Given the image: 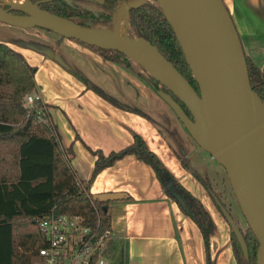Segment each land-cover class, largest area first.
Listing matches in <instances>:
<instances>
[{"label": "trees", "instance_id": "1", "mask_svg": "<svg viewBox=\"0 0 264 264\" xmlns=\"http://www.w3.org/2000/svg\"><path fill=\"white\" fill-rule=\"evenodd\" d=\"M28 1L36 3L39 8L49 13L80 25L85 24L76 19L100 21L110 18L109 13L100 11L95 14L66 0ZM120 1L132 0H103L98 5L107 11H113ZM0 5L8 12L20 13L7 4ZM126 21L129 32L135 38L141 37L156 46L158 52L199 94L200 86L185 63L175 35L156 1L142 0L140 4L129 7ZM77 42L108 61L131 67L132 62L115 50ZM244 58L249 87L264 104V64L259 68L245 55ZM35 71L36 66L28 65L14 49L0 41V264H31L35 260L37 249L44 245L35 220L51 211L55 214L80 215L84 223L96 231L109 227V201L93 200L89 185L101 169L127 154L134 155L137 160L151 168L164 194L196 225L203 242L205 264H212L208 249L212 229L209 214L201 202L173 177L140 136L134 134L131 143L107 154H103L99 149H88L94 156L91 173L85 181L75 177L68 166L72 155L71 148L59 146L46 105L39 98L31 104L25 100L27 94L37 93L33 78ZM69 72L80 80L86 89L93 91L111 105L142 114L138 109L118 101L86 77L72 70ZM143 72L136 73L151 90L155 93L161 91L170 96L189 116L184 106L169 90L145 70ZM178 161L183 169L188 170L185 157L178 156ZM192 175L207 191L219 212L224 209L230 216L207 179L196 173ZM177 198L182 201V205ZM238 229L244 251L229 228L230 246L235 263L255 264L258 243L247 225L244 229L240 227ZM110 243L109 240L105 255L110 252Z\"/></svg>", "mask_w": 264, "mask_h": 264}, {"label": "crops", "instance_id": "2", "mask_svg": "<svg viewBox=\"0 0 264 264\" xmlns=\"http://www.w3.org/2000/svg\"><path fill=\"white\" fill-rule=\"evenodd\" d=\"M222 2L232 19L244 55L252 64L262 67L264 0ZM82 48L92 52L85 46ZM17 51L28 59L25 51ZM99 58L97 60L102 61L101 66L106 70L99 72L97 78L106 84H99L92 74L84 77L142 114L111 105L75 83L72 77L67 79L63 69L53 67L56 69L53 72L66 78L70 84L60 93L56 89L43 92L38 87L36 91L46 105L59 146L71 148L70 170L78 180L85 181L94 161L88 149H99L107 154L131 143L134 134L140 136L173 177L201 202L207 213L212 211L208 213L212 220L208 248L211 263L236 264L225 219L207 191L174 158L182 145L179 138L182 127L178 119L157 93L137 80L139 76L133 73L134 67ZM36 77L37 72L34 82ZM89 192L124 194L123 198L108 203L111 249L105 255L104 264H205L198 228L164 194L151 168L134 155L127 154L101 169L89 185Z\"/></svg>", "mask_w": 264, "mask_h": 264}, {"label": "water", "instance_id": "3", "mask_svg": "<svg viewBox=\"0 0 264 264\" xmlns=\"http://www.w3.org/2000/svg\"><path fill=\"white\" fill-rule=\"evenodd\" d=\"M155 1L175 35L192 76L203 83L206 101L156 46L141 37L127 39L118 33L120 13L127 15L128 8L140 4L141 0L122 1L111 29L80 25L28 0L3 3L19 14L8 12L0 5V21L21 28L49 30L68 39L115 50L156 78L189 116L170 96L158 91V97L169 106L192 140L224 169L239 211L258 243L255 264H264V104L249 87L244 53L232 19L222 0ZM43 54L68 69L57 55L48 51ZM123 197L121 192L92 194V199L99 201ZM221 214L244 251L236 223L224 209Z\"/></svg>", "mask_w": 264, "mask_h": 264}, {"label": "rangeland", "instance_id": "4", "mask_svg": "<svg viewBox=\"0 0 264 264\" xmlns=\"http://www.w3.org/2000/svg\"><path fill=\"white\" fill-rule=\"evenodd\" d=\"M66 1L70 4H75L81 9H88L95 14L100 11L104 13H109L110 18L100 21H93L89 19H76V21L82 22L83 24H85V26L100 29H111L114 18L117 14V10L121 4L120 1L118 2L117 6L113 11H107L104 8L100 7L97 3L88 0ZM1 3L3 2L0 0V4ZM122 36L126 37L127 39L135 38L132 33L129 32L128 25H126V27L124 28ZM0 41L6 43L9 47L14 50L17 47V50L25 51L28 54V59H26L25 57V60L22 55L21 58L26 63H32V65L36 66L35 73L37 72V77L35 85L40 91L42 90L43 92L49 93L56 89L58 93H60L63 88L70 84L67 80L68 78H73L75 83L83 85L80 80L75 78V76L71 72H69V70L75 71L76 73L82 76H86V74H92L94 78L98 80L99 84H106L104 83V81L99 79V77L97 78V74L99 72L106 70L105 67L101 66L102 61L97 60L100 59L98 54L94 55L95 53L93 50H90L93 53L89 51H84L82 47L85 45L73 39H68L49 30L37 27L21 28L0 21ZM17 50L15 51L19 54ZM42 51H48L54 55H57V57H59V59L62 60L63 63L68 67V69L63 68L61 65H58L52 58L43 54ZM53 67L63 69V71L66 72L67 79L53 72L56 70ZM74 67L78 68V70L74 69ZM131 67H134L135 70L133 71V73L136 76L137 71L144 73L143 70H141L139 66L135 65L134 63H131ZM193 77L198 82L200 86V92L204 95L206 101L205 88L203 83L199 81L195 76ZM137 80L146 84L140 77H138ZM181 127L182 136H179V138L182 145L181 147H179L180 149H177L178 153L177 155L175 154L176 157L174 156L175 160L178 161V156L185 157V161L188 165V173L190 175H192V173H196L200 177L206 178L214 193L224 204V206L228 209L229 214L236 223L237 227L244 229L246 227V223L239 211L234 196L231 192L224 169L222 168V166L217 164L207 152L202 150L192 140V138L189 136L182 124ZM197 183L201 186L199 182Z\"/></svg>", "mask_w": 264, "mask_h": 264}, {"label": "built area", "instance_id": "5", "mask_svg": "<svg viewBox=\"0 0 264 264\" xmlns=\"http://www.w3.org/2000/svg\"><path fill=\"white\" fill-rule=\"evenodd\" d=\"M38 98L37 93L25 96L29 104ZM35 224L44 245L37 249L31 264H104L106 245L111 238L109 227L96 231L80 215L52 211L37 218Z\"/></svg>", "mask_w": 264, "mask_h": 264}, {"label": "bare ground", "instance_id": "6", "mask_svg": "<svg viewBox=\"0 0 264 264\" xmlns=\"http://www.w3.org/2000/svg\"><path fill=\"white\" fill-rule=\"evenodd\" d=\"M1 1L3 3H21L22 2V0H1ZM120 15H121V20L119 23L118 33L122 36V33L124 32V28L126 27L127 22H126V14L124 12H121ZM193 53L195 56H198L197 52L194 49H193Z\"/></svg>", "mask_w": 264, "mask_h": 264}]
</instances>
